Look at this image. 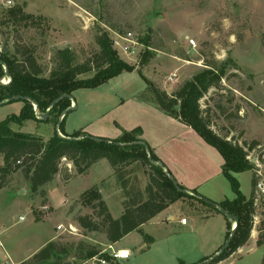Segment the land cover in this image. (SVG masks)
Segmentation results:
<instances>
[{"label": "rangeland", "instance_id": "1", "mask_svg": "<svg viewBox=\"0 0 264 264\" xmlns=\"http://www.w3.org/2000/svg\"><path fill=\"white\" fill-rule=\"evenodd\" d=\"M262 5L264 0H0V51L5 47L10 53L16 47L21 52L32 50L44 75L49 76L59 63V50L66 47L75 52L77 63L95 59L100 52L96 41L99 28L108 31L111 37L113 31L133 32L141 44L129 57H120L133 64L135 71L124 72L94 88L76 89L72 94V105L76 107L68 111L63 124L65 133H74L86 126L99 131L118 129L120 132L117 131L115 136L107 135L111 138L119 137L125 129L122 123L128 121L121 122L122 99L130 95L150 98L139 69L158 87L172 94L196 73L208 68V64L229 61L231 67L219 86L211 88L201 99V108L204 115L209 117L211 128L228 140L244 146L245 140L251 142L249 137L257 136L260 145L252 150V154L264 160ZM17 6H21L33 18L22 20L13 17L10 10ZM148 37L150 45L146 42ZM191 38L195 40L196 47L189 43L188 39ZM94 72L95 69L81 77H90ZM171 75L174 76L173 80L169 79ZM4 79L9 81L7 76L1 81L5 82ZM23 105V100L0 104V121L10 115H20ZM40 114L38 111L39 118ZM59 121L60 118L56 122L51 117L48 121L26 118L21 124L14 122L11 126L16 131L36 134L48 140L56 132ZM233 136L236 140H232ZM67 164L72 165V162L63 159L60 164L62 171L59 178L64 183L65 170L71 168ZM2 166L4 158L0 153V168ZM23 169L21 167L8 175L0 188V240L3 245L0 246V264L8 263L9 258L12 263L27 259L37 247L43 248L53 235L55 228L52 230V226L65 221L62 209L58 210L60 192H68L69 199H73L90 187L96 177L80 176L62 188L57 187V181L53 180L33 192ZM123 170L130 185L144 189L150 182L149 166L140 161ZM1 174L0 171V181ZM235 175L242 193L249 198L253 170ZM229 188L228 199H234L235 193L232 187ZM117 190H120L124 201V193L114 171L108 188L112 197L108 198L107 203L116 218L123 213ZM48 195L55 199L54 206L43 211L41 207L47 202ZM78 199L71 200L69 207L78 208ZM198 203L200 211L191 209L182 201L172 204L168 211L154 219L144 230H135L118 242L116 247L124 245L131 250L129 259H108L107 264H199L202 262L200 259L211 254L213 256L206 259L210 262L221 253L226 243L227 239L224 238L229 229V217L222 212L221 215H209L208 209L211 207H205L200 201ZM55 211L56 214L53 213ZM83 211L82 214H85ZM258 212L260 223L257 224V231L264 223V206ZM78 214L80 210L73 212L71 219L65 222V226H75L77 232L69 234L61 230L57 242L75 245L85 242L105 249L109 244L105 234L85 232L74 221ZM44 215L48 217L45 220ZM36 216L42 221H34ZM170 216L172 220H168ZM182 218H186L188 223L182 224ZM144 234L152 236L154 241L148 244ZM252 246L257 247L254 239L246 244L244 250L235 251L231 255L234 259L232 264H264V245L256 250L251 249ZM217 249L218 252L212 254ZM7 253H11L9 258ZM68 261L74 264H102L93 258H78L75 248L64 259V262ZM223 262L225 260L216 264Z\"/></svg>", "mask_w": 264, "mask_h": 264}, {"label": "trees", "instance_id": "2", "mask_svg": "<svg viewBox=\"0 0 264 264\" xmlns=\"http://www.w3.org/2000/svg\"><path fill=\"white\" fill-rule=\"evenodd\" d=\"M10 14L22 20L33 18V15L25 13L21 6L10 10ZM96 41L100 52L95 59L86 62L77 63L76 54L70 47L59 51V63L50 71L49 76L44 75L43 68L32 50L21 52L16 47L13 53L4 52V48L0 51V80L6 76L9 78L7 83L0 82V103L15 100L24 102L20 115H10L0 121V153L4 158V166L0 168L2 173L0 188L4 186L6 177L21 167H24V176L31 190L37 192L62 171L60 164L63 159L70 160L78 174L86 173L93 163L107 159L124 193V213L121 217L115 218L103 199L100 188L90 187L77 200L78 204L93 211V214L80 212L75 218L85 232H102L108 243L113 244L132 231H142L143 224L152 220L169 205L180 200L190 201L189 199L194 198L211 207L210 209L220 212L219 208H223L236 217L238 222L236 234L229 247L205 264H216L229 258L240 247L248 243L255 213L253 193L249 198L242 193L235 174L253 170L254 164L247 160L245 147L253 149L260 144V141L256 139L251 142L245 140L244 147L216 133L210 126L209 117L204 115L201 108V99L211 88L219 86L231 67L229 61L208 64V68L196 73L172 94L158 87L140 69L138 70L147 84L146 93L150 94L151 98L147 99L164 113L191 126L223 155V174L231 184L235 198L216 203L217 207L210 205L205 197L197 195L198 193H196L197 196L191 195L182 184L175 183L168 175V172L171 174L172 172L165 164L160 165L150 161L149 156L156 162H162L152 147L141 137L143 134L141 127L123 130L117 138L95 136L84 129L67 134L63 129L66 114L61 125L48 140L36 134L16 131L12 128V123L21 124L26 118L48 121L51 117L58 122L62 112L72 105V99L68 96L72 95L76 89L94 88L124 72L135 71L136 67L120 57L113 47L112 37L108 31L99 28ZM146 42L150 45V37ZM146 53L149 55L148 52ZM94 69L92 76L81 77ZM63 95L68 96L62 97ZM17 96L19 99H11ZM55 100H57L56 103L51 106ZM48 110L47 119L38 117V111L43 114ZM58 128L65 137L59 134ZM137 141H144L149 146V152L144 144L135 143ZM139 161L149 166L150 169V182L144 189L130 185L123 170L124 167ZM65 171L66 180L70 179V171L67 169ZM252 184L254 188L255 178ZM35 220L39 221L40 218L36 216ZM232 224L233 222L228 219L229 231L226 239L231 234ZM144 238L148 244L154 241V238L148 234H144ZM257 244H264V223L259 228ZM74 248L80 259H90L97 255L106 257L107 260L112 259L107 253L101 254L102 249L92 244L79 242L75 245L74 243L50 241L31 258L20 264H63L64 259L72 254ZM180 264L186 263L180 262Z\"/></svg>", "mask_w": 264, "mask_h": 264}, {"label": "crops", "instance_id": "3", "mask_svg": "<svg viewBox=\"0 0 264 264\" xmlns=\"http://www.w3.org/2000/svg\"><path fill=\"white\" fill-rule=\"evenodd\" d=\"M246 1L251 2V0H246ZM253 1L259 2V0H253ZM121 102H122L121 104L122 121L121 122H124L126 119H128V121H126L125 123H122L123 128H125L124 130H132L134 128L141 127L143 130V134L141 135V137L149 144V146L152 147V149L157 154V156L166 165V167L172 172L177 182L182 184L187 190H189L191 195H196V193H198L197 195L203 196L206 199L213 201L215 203H219L230 197L229 187L231 186H229L230 183L223 174L224 157L216 147H214L213 145L205 141L203 137H201L199 133L195 129H193L191 126L185 124L184 122H182L181 120L175 117H172L164 113L160 108L157 107V105H155L153 102H151L144 96L130 95L122 99ZM72 103L74 104L73 100H72ZM111 127L114 128L112 124H111ZM83 129L92 135L104 136V137H109V138H111L110 136L112 137L115 136L117 131L120 132L116 128L109 129L108 131H106V129L104 131H99V130L93 129V127L90 128L86 126ZM96 132H99V133L96 134ZM60 133L63 136H65L62 132ZM67 134H72V133H67ZM108 134L110 136H107ZM249 139L259 140L257 136H251L249 137ZM66 166L71 167L69 168V171L71 173V178L67 179L66 182L64 183L59 178L60 173H58L53 179L57 181V187H60V186L61 188L62 186L65 187V185H68L71 181H73L74 179L80 176L86 177L90 175H95L96 176L95 181L94 183L90 185V187L98 186L100 188V191L103 195V199L105 200L109 208L107 200L109 197H112V193L108 192V188L110 186V179L111 177H113L114 171H113L111 164L109 163L107 159H101L93 163L91 167L88 169V171L84 174H78L73 163L72 165L67 164ZM90 187H88L87 189H89ZM84 191H82L78 196L74 197L73 199L74 200L78 199L79 196ZM62 193L60 192V195L58 198L59 200L58 210L60 211L62 209V213L64 215L63 217L65 221H59L56 226L55 225L52 226V230L53 228L55 229L53 230V235H51L47 243L50 241H57L59 234L62 232L61 230L57 229V226L59 224H63L65 226V222L71 219L70 215H73V212L75 211L77 212L80 210V212L82 213V210H85V212L83 211V213L93 214V211L91 209L87 207H83L81 205H79L78 208L77 207L71 208V206L69 207V203L73 199H69L68 192L65 191L63 195ZM116 193L119 194V196L121 195L120 190H117ZM252 193H253V184H252L251 194ZM119 198L123 206V198L121 196ZM233 198H235V196ZM47 199H48L47 202L41 207L43 211H46L50 206H54L55 199L52 198L51 195H48ZM189 200L190 201L193 200L194 202L191 201L188 203L187 201H183V200H180V201H182L184 204L189 206L191 209H194L197 211L201 210V208L200 209L198 208L199 207L198 200L196 199L194 200V198L193 199L191 198ZM171 206L172 204L169 205L167 209L162 211L152 220L143 224L141 229L144 230V228L149 223H151L154 219L163 215L166 211H168V209H170ZM205 207H208V206L205 205ZM208 211H209L208 212L209 215H217L216 213H218V215H221V212H218L210 208L208 209ZM53 213L56 214L57 211ZM123 213H124V206H123ZM47 218L48 217L44 215L43 220ZM172 218L173 217L170 216L168 217V220H172ZM34 221H36L35 217H34ZM40 221L42 220L40 219L39 221H36V222H40ZM74 221L76 222V220ZM258 232L259 231H257V226H256V228H253V230L251 231V237H250V240L248 241L249 243L252 239H254V241L256 242L257 247L255 248L254 246L251 247V249L253 248V250H256L260 246L264 245V244L263 245L257 244ZM129 234L125 235L124 237L128 236ZM224 240H226V237L224 238ZM119 241L113 243V245L116 247ZM245 246L246 244L240 247L239 251L244 250ZM121 247L126 248V246L124 245ZM39 248L41 247H37V249H35L33 253L35 254V252ZM117 248H120V247H117ZM216 252H218V249L215 250L214 253L212 254H215ZM7 254L9 258L10 257L9 255L11 253L10 254L7 253ZM211 256L213 255L211 254L205 255L204 258L211 257ZM23 259L12 263L9 258V262L6 264H20L21 262L27 260L25 258ZM233 260L231 256V258L229 257L225 259V262H223L222 264L224 263L226 264V262H229V264H232L234 262Z\"/></svg>", "mask_w": 264, "mask_h": 264}, {"label": "built area", "instance_id": "4", "mask_svg": "<svg viewBox=\"0 0 264 264\" xmlns=\"http://www.w3.org/2000/svg\"><path fill=\"white\" fill-rule=\"evenodd\" d=\"M188 40L193 47L197 46L193 38ZM112 42L113 47L118 51V54L127 57L133 54L137 47L141 44L138 40L135 39L133 32L130 31L127 33L113 31ZM169 79L173 80L174 76L171 75ZM254 148L251 149L249 147H245V150L247 151V160L254 164L253 174L255 178V184L253 188L252 198L255 207V213L253 215V228H256L257 224L260 223V213L258 211H260L262 206H264V160H260L259 158H256L254 154H252V150H254ZM20 218L23 219V217ZM181 223L186 224V218H182ZM57 229L66 231L69 234H75V232H77V228L72 224H69L68 226L59 224L57 226ZM0 246H3L1 240ZM102 253H108L113 260L117 261L129 259L132 254L130 249L124 247L117 248L111 243H109L107 247L101 251V254ZM93 259L100 261L102 264H107L108 262L106 258H102L99 255L94 256Z\"/></svg>", "mask_w": 264, "mask_h": 264}, {"label": "water", "instance_id": "5", "mask_svg": "<svg viewBox=\"0 0 264 264\" xmlns=\"http://www.w3.org/2000/svg\"><path fill=\"white\" fill-rule=\"evenodd\" d=\"M7 49H8V48L5 47L3 51L6 52ZM59 51H60V50H59ZM7 75H9L8 72H7ZM0 82H1V83H5V82H2L1 80H0ZM65 96H68V95H63L62 97H65ZM68 97H70V98L72 99V95H69ZM23 98H24V99H30L29 97H23ZM11 99H12V100H13V99H19V97H18V96H17V97H12ZM59 99H60V98H59ZM57 100H58V99H57ZM57 100H55V101L51 104V106L54 105V104L56 103ZM5 102H6V101H3V102H1L0 104H3V103H5ZM75 107H76V106L71 105L69 108H67L66 110H64V111L62 112L61 117H60V121H59V123H58V126L61 125V121H62L63 117L68 113V111H70L71 109H74ZM35 109H37V106H36V105H35ZM49 110H50V109H49ZM49 110H48L46 113L40 114V115H41L40 118L47 119V118H48V115H49V113H48ZM58 132L60 133L59 128H58ZM60 134H61V133H60ZM61 136H63V135L61 134ZM63 137H65V136H63ZM98 139H100V138H98ZM232 140H236V138L233 136V137H232ZM135 143H141V144H144V145L146 146L147 151L149 152V146L146 145L144 141H137V142H135ZM149 159H150V161L153 162V163H158V164H160V165H163V164H164L163 162H156L155 160L152 159L151 156H149ZM168 175L170 176V178H171L175 183H177V180L175 179V177H174L170 172H168ZM206 201H207L210 205H212V206H214V207H217V204H216L215 202L210 201V200H206ZM219 209H220V212H222V213L225 214L227 217H229V219L233 222V226H232L231 234H230L229 238L226 240V243H225V245L223 246V248H222V250H221V252H222V251H224L225 249H227V248L229 247L231 241L233 240V238H234V236H235V234H236V228H237L238 222H237V220H236V217H235L233 214L227 212V211L224 210L223 208H219ZM216 255H217V254H216ZM208 261H209V260H205V261L200 262L199 264H205V263H207ZM263 261H264V259H263ZM63 264H73V262H72V261H68V262H64Z\"/></svg>", "mask_w": 264, "mask_h": 264}, {"label": "bare ground", "instance_id": "6", "mask_svg": "<svg viewBox=\"0 0 264 264\" xmlns=\"http://www.w3.org/2000/svg\"><path fill=\"white\" fill-rule=\"evenodd\" d=\"M5 80V82H8L6 79H4Z\"/></svg>", "mask_w": 264, "mask_h": 264}]
</instances>
